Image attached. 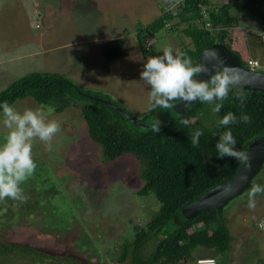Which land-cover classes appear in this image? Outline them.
Returning a JSON list of instances; mask_svg holds the SVG:
<instances>
[{"label":"rangeland","instance_id":"1","mask_svg":"<svg viewBox=\"0 0 264 264\" xmlns=\"http://www.w3.org/2000/svg\"><path fill=\"white\" fill-rule=\"evenodd\" d=\"M172 1L0 0V92L32 73H59L88 92L106 96V102L123 106L148 126L173 118L170 109L149 114L151 88L140 74L147 59L162 55L165 47L182 52L192 44L183 33L188 25L172 28L173 24H167L155 35L148 58L142 55L137 38L140 25L152 24L163 11H179L178 3ZM231 1L242 6L248 0H211V6ZM256 5L264 11V0ZM243 14L239 27L230 30L231 45L243 59L264 62V27ZM118 38L126 40V56L106 62L102 45ZM13 106L23 112L40 105L26 98ZM49 118L61 122V131L51 151L43 142H34L37 167L21 185L26 201H0V245L38 249L52 256L44 264H73V258L81 264H114L122 245L134 238L135 227H145L160 204L153 195H138L144 182L134 156L106 161L103 148L90 137L80 106L53 112ZM214 119L211 114L206 123ZM7 131L0 112V145ZM263 176L264 171L260 179ZM248 192L225 208L233 240L232 249L218 255L219 264H264V231L258 228L264 221V194L256 196L252 211L247 207ZM156 244L150 241L144 255L155 251ZM213 252L200 248L195 257ZM31 263L43 264L22 253L0 258V264Z\"/></svg>","mask_w":264,"mask_h":264},{"label":"trees","instance_id":"2","mask_svg":"<svg viewBox=\"0 0 264 264\" xmlns=\"http://www.w3.org/2000/svg\"><path fill=\"white\" fill-rule=\"evenodd\" d=\"M255 1L259 0H248L242 6L231 1L212 7L211 0H184L177 5L179 11H163L162 16L152 24L140 25L137 38L141 53L145 58L150 56L152 46L148 50L147 44L167 24H173L172 28L187 24L183 33L192 39V44L182 52L191 57L194 64L200 63L205 49L221 43L238 55L247 67L239 51L231 45L230 30L240 25L242 12L243 18L264 27L263 6H257ZM200 4L209 7L212 30H207L204 22L197 24L198 20L202 21ZM125 44L124 38L106 41L102 45L103 59L111 62L125 57ZM238 91H242L246 97L243 105L235 98ZM26 98L33 99L38 105L52 107L55 113H62L72 105L80 106L90 137L103 148L107 162L126 154L138 160L140 178L144 182L138 195H153L160 209L145 227H135L134 238L122 245V253L114 264H196L200 258L195 257V254L200 248L213 249L212 258L219 264L218 255L232 249L233 239L228 227V216L224 214L225 208L202 211L196 215L187 214L186 209L207 192L232 181L244 163L229 156L219 157L215 146L223 132L230 129L237 141L236 150L245 152L254 141L264 136L263 92L237 86L223 101L219 113L212 111L214 103L200 100H196L183 115H175L174 108L170 109L173 118L160 120L158 133L152 130V126L146 125L141 117L131 115L123 106L106 102L109 101L106 96L88 92L59 73H32L0 92V103L7 101L12 106ZM179 102H174L175 106ZM115 106L122 108L143 125H135ZM161 111L162 108L157 107L150 110L149 114L156 115ZM228 112L237 117V122L224 127L219 121ZM242 113L251 117L250 123L240 121ZM211 114L215 119L212 124H207ZM185 119L189 121L187 125L182 123ZM197 130L203 134L198 143L194 144L193 135ZM263 171L264 167L261 173ZM261 173L254 180L255 184L260 185L264 181V178L260 179ZM155 240V251L145 256L144 247ZM17 253L28 255L43 264L50 256L28 245H0V258ZM49 258L52 259V256ZM66 260L70 261V258ZM73 260V264H81Z\"/></svg>","mask_w":264,"mask_h":264},{"label":"clouds","instance_id":"3","mask_svg":"<svg viewBox=\"0 0 264 264\" xmlns=\"http://www.w3.org/2000/svg\"><path fill=\"white\" fill-rule=\"evenodd\" d=\"M183 1L175 0L172 3L179 4ZM209 19L207 22L211 24ZM202 22L205 23L206 28L207 22L203 20V16L202 21L198 20L197 24L201 25ZM149 44L150 49L152 42L147 46ZM204 59L212 64V69H209L203 62L194 64L192 58L186 53L178 49L174 50L172 47H165L162 55L149 57L140 74L142 81L151 88L149 110H154L157 107L173 109L176 101L191 103L200 100L209 104L214 103L215 107L212 111L219 113L223 107V101L228 98L233 88L241 84L243 77L240 69L224 64L215 50L208 49L204 53ZM212 70H215L214 75H211ZM261 71L264 72V70ZM201 73L210 75V79L207 81L197 80ZM235 98L240 101L241 105L245 103L246 97L242 91L236 92ZM0 109H2L3 125L8 130L4 137V143L0 145V201L8 198L23 202L27 197L24 195L21 185L34 174L37 167L32 151L34 142L36 140L43 142L47 150L51 151L52 141L61 131V122L58 119L49 118L54 109L45 105L25 108L23 112H20L4 101L0 103ZM239 119L243 123L251 122V117L247 114L242 113ZM236 122L237 117L232 112H228L219 121L220 125L224 127ZM182 123L187 125L189 121L185 119ZM152 130L157 133L160 131L159 120L152 125ZM202 134L200 130L195 131L194 144L198 143ZM236 144L237 141L230 129L223 132L215 146L219 157H233L251 166L248 153L236 150ZM258 194H264V186L253 183L248 192L247 207L249 210H255ZM261 227H264V221L261 222ZM199 264H216V261L214 259L202 260Z\"/></svg>","mask_w":264,"mask_h":264},{"label":"water","instance_id":"4","mask_svg":"<svg viewBox=\"0 0 264 264\" xmlns=\"http://www.w3.org/2000/svg\"><path fill=\"white\" fill-rule=\"evenodd\" d=\"M54 18V17H53ZM51 15V21H52ZM49 27V26H48ZM215 50L218 52L221 60L224 64L232 67H236L241 70L242 82L238 85L239 88L249 90V91H261L264 93V72L263 71H251L245 67L238 55L233 51L229 50L225 44L216 43L207 49H205L201 55V61L205 63L209 69H212V64H209L204 59V53L208 50ZM216 63V62H213ZM222 67V65H221ZM215 74V70L211 71V75ZM210 75L201 73L197 77V80H209ZM196 102V101H195ZM195 102L186 103L180 101L174 107L175 115H183L190 109ZM121 113L129 118L136 124L142 125L141 123L134 120V118L129 115L122 108L115 106ZM249 163L244 162L241 169L235 176V178L227 184L218 186L215 189L207 192L203 197L188 206L187 214L196 215L202 211H209L211 209L223 210L226 208L235 198L242 196L247 192L251 185L254 183L256 177L261 173L264 167V136L256 141H254L247 149Z\"/></svg>","mask_w":264,"mask_h":264},{"label":"built area","instance_id":"5","mask_svg":"<svg viewBox=\"0 0 264 264\" xmlns=\"http://www.w3.org/2000/svg\"><path fill=\"white\" fill-rule=\"evenodd\" d=\"M200 9H201V14L203 16V20L207 22V20L209 19V11H208V7L204 4H200ZM206 28L211 30V24L209 22L206 23ZM150 44L147 46V48L149 49ZM247 63V68L251 71H261L264 70V63H262L260 60L255 59V58H248L247 60H245ZM259 229L264 230L263 227H261V225H258ZM208 259H214L216 261L215 258H200L196 261V264H199L200 261L202 260H208ZM217 264V261H216Z\"/></svg>","mask_w":264,"mask_h":264},{"label":"crops","instance_id":"6","mask_svg":"<svg viewBox=\"0 0 264 264\" xmlns=\"http://www.w3.org/2000/svg\"><path fill=\"white\" fill-rule=\"evenodd\" d=\"M77 45V44H76ZM75 44H71L69 47H73V46H76ZM68 47V48H69ZM234 49V48H233ZM202 251V250H201ZM202 252H205V250H203ZM200 253V252H199ZM211 256H213L212 255V253H211V255H210V253L208 254V256H206V257H203V258H211ZM214 257V256H213Z\"/></svg>","mask_w":264,"mask_h":264},{"label":"flooded vegetation","instance_id":"7","mask_svg":"<svg viewBox=\"0 0 264 264\" xmlns=\"http://www.w3.org/2000/svg\"><path fill=\"white\" fill-rule=\"evenodd\" d=\"M43 14H44V12H43Z\"/></svg>","mask_w":264,"mask_h":264}]
</instances>
